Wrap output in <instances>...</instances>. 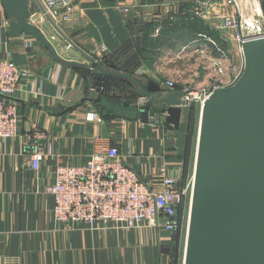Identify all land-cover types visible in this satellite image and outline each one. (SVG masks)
I'll list each match as a JSON object with an SVG mask.
<instances>
[{"label":"crops","instance_id":"crops-1","mask_svg":"<svg viewBox=\"0 0 264 264\" xmlns=\"http://www.w3.org/2000/svg\"><path fill=\"white\" fill-rule=\"evenodd\" d=\"M176 1L184 0H80L69 20L59 17L56 23L87 54L100 57L104 46L107 52L103 58L107 56L123 71L143 77L144 81L158 82L162 92L167 93L171 90L164 82L183 76L185 67L187 79L204 82L198 55H173V50L179 51L193 38L174 44L176 48L164 44L150 65L138 56L131 41L133 30L141 23L167 19ZM125 8L130 11L125 12ZM30 12L60 58L93 65L78 48H67L69 41L39 13L35 0H30ZM151 36L156 37L154 32ZM234 43L229 44L230 51L241 58ZM8 56L19 67L28 69L30 75L15 95L19 134L0 141V264H170L171 236L162 229H124L114 223L90 229L79 223H57L53 218L54 199L46 188L54 183L60 164H84L95 142L102 148L118 147L143 176L165 164L178 168V156L167 144L172 130L177 129H170L171 125L161 116L145 123L134 111L121 103L113 105L115 102L109 99H102L106 111H112V106L121 111L113 119L103 117L95 105L101 94L90 88L89 96L86 95L87 83L71 64L54 60L34 37L10 33L9 19L0 0V58ZM56 72L58 82L53 77ZM177 86L180 89L175 90L185 87L179 81ZM91 113L101 115L103 122L88 121ZM35 127L42 132L40 137H35ZM34 143L46 154L38 172L30 167Z\"/></svg>","mask_w":264,"mask_h":264},{"label":"water","instance_id":"water-1","mask_svg":"<svg viewBox=\"0 0 264 264\" xmlns=\"http://www.w3.org/2000/svg\"><path fill=\"white\" fill-rule=\"evenodd\" d=\"M1 3L12 35L32 36L54 60L78 65L60 58L49 37L31 20L30 0ZM46 19L95 63L83 65L95 71L99 79L118 77L138 89L139 98H146L138 106L143 122L161 116L180 129L184 109L189 105L186 90L163 93L154 80L143 81L104 67L72 42L51 17ZM243 55L245 66L239 80L232 86L214 89L201 110L183 264H264L263 33L246 37Z\"/></svg>","mask_w":264,"mask_h":264},{"label":"built area","instance_id":"built-area-1","mask_svg":"<svg viewBox=\"0 0 264 264\" xmlns=\"http://www.w3.org/2000/svg\"><path fill=\"white\" fill-rule=\"evenodd\" d=\"M38 1L35 0L39 13L45 18L51 17L56 22L59 17L69 20L80 0ZM187 2L189 8L181 12L183 16L188 15L186 18L191 21L219 20V28L226 32L222 39L227 41L231 38L236 42L241 55L234 64L232 53L224 50L220 42L206 34H199L176 52L175 57L178 58L189 53L208 58L207 72L202 73L205 83H191L182 89L188 92L187 108L197 100L202 110L214 89L232 86L241 77L245 66L243 44L251 34L244 32L247 20L244 19L238 0ZM224 6L233 9L225 12ZM59 9H63V12L58 13ZM124 10L129 12L130 8ZM178 12L179 5L172 4L169 11L171 20ZM161 20L163 19H160V22ZM254 21L262 23V28L257 33L264 35V14L256 15ZM161 29L162 26L158 25L154 35L158 36ZM72 47L74 45L68 42L67 48ZM99 52L101 56L97 61L102 60V55L107 49L103 46ZM29 75L30 71L19 67L10 56L0 58V141L12 139L19 134V112L15 95ZM53 77L58 82L59 72L54 73ZM210 79L212 83L207 85ZM177 83L175 78L164 82L171 91L175 90ZM145 101L144 97L138 98L137 106L143 105ZM87 120L103 122L98 113L89 114ZM122 121L124 124L127 122L126 119ZM33 133L35 137L42 135L37 128ZM45 157L44 149L34 143L31 147L30 167L36 172L40 171ZM181 176L180 167L172 168L166 164L159 166L153 174L143 176L128 163L126 156L121 155L118 147L102 148L95 142L91 155L84 164L57 166L54 183L46 188V192L54 199L53 218L57 223L68 226L79 223L90 229L103 228L108 223H114L124 229L160 228L171 236L177 226L178 207L187 195V188L191 189L192 199L194 176L186 188L181 186Z\"/></svg>","mask_w":264,"mask_h":264},{"label":"trees","instance_id":"trees-1","mask_svg":"<svg viewBox=\"0 0 264 264\" xmlns=\"http://www.w3.org/2000/svg\"><path fill=\"white\" fill-rule=\"evenodd\" d=\"M189 8V4L185 2H181L179 5V12L174 15V19L171 20L169 17L163 21H153L147 23H141V25L137 26V29L134 31V37L132 38V45L136 48L138 56L144 60V63L150 65L151 60L154 59L155 56L160 54V47L164 46V44L170 48H176L175 45L179 42H187L185 39L186 37H192L194 40L199 34H206L209 37L214 38L218 42L221 43L224 50L227 49V43L220 38V32L212 29L209 24L204 23L203 21L197 19L191 21L190 19L186 18L188 15L183 16L181 14L182 11L187 10ZM131 26L134 27V23L130 22ZM158 25L162 26L160 34L156 37H152V32L155 31ZM179 29H185L186 33L182 36H177V40H173L175 35L174 33L177 32ZM185 39V40H184ZM190 40V39H189ZM184 42V43H185ZM175 44V45H174ZM227 51V50H226ZM96 59L100 60L97 56L92 55ZM103 66L106 68H112L114 70H118L121 72L129 73L134 77L143 80V77L136 76L134 73L123 71L115 62H113L107 56L102 58L101 60ZM95 66V63H93ZM75 70L79 73L80 77L87 83L86 85V95L89 96V89L97 90L101 95L97 100H95L96 109L100 112L103 117L108 116L109 118L113 119L121 111L120 108H115L118 106H112V111H106L105 105L102 102V99H109L115 102V104H123L125 105L129 111H134L135 114L139 118H141V109L136 105V101L138 100L140 94L138 89L129 81L118 77H105L98 78L95 71L88 69L83 64L72 65ZM96 77V78H94ZM85 83V84H86ZM175 89H180V87L176 86ZM169 90V89H168ZM115 99V100H114ZM106 111V112H105ZM195 108L193 105L189 107V113L187 115V141H186V156L185 158H180L182 162L185 164V170L182 172L181 176V186L185 188L187 184L191 181V176L186 179L187 169L189 164V156H187L190 152V155L196 159V154L194 152V145H193V137L197 133V126L195 125ZM106 115V116H104ZM136 116V115H135ZM107 118V117H106ZM127 120V119H126ZM197 152V151H196ZM195 161V160H194ZM195 165V163H194ZM188 198L189 195L184 198L180 206L178 207V223L171 234V245L168 249V255L170 256V264H183L184 258V248H183V238L185 233L184 223L186 221V212L188 209Z\"/></svg>","mask_w":264,"mask_h":264},{"label":"rangeland","instance_id":"rangeland-1","mask_svg":"<svg viewBox=\"0 0 264 264\" xmlns=\"http://www.w3.org/2000/svg\"><path fill=\"white\" fill-rule=\"evenodd\" d=\"M183 2L188 3L187 0H184ZM238 3H239L240 8H241V10L243 12L244 19L247 20V21L248 20L253 21V18H255L256 15H258V14L259 15H263L264 14V0H238ZM175 4L180 5L181 2L178 3L176 1ZM232 9L233 8H231V7H226V6L223 7V10L225 12H227V10L231 11ZM195 20H197V19H195ZM199 20L203 21L206 24H209L212 27V29H214L216 31H219L221 39H222V36L226 34L224 29L219 28L220 24H219V22L216 19H211V20L199 19ZM42 26H44V24H42ZM184 33H186L185 29H179L177 32L174 33L175 35L172 36V37H174L173 40H177L178 41L177 36L180 37V36L184 35ZM225 43H227V45H228L226 50L231 53L230 48H229V44L234 43V41H232L231 38H230L227 41L225 40ZM176 52H177L176 49L173 50V55L174 56H177V55H175ZM232 55H233V61H234V64H235V63L238 62L239 58L236 55V53H233ZM207 63H208V58L204 57L203 55L200 56V60H199L200 72L206 74L207 66H208ZM189 65L190 64H188V66ZM183 72H184L183 76L176 77V80L179 81L180 83H182L184 86H189L195 80H194V78H192L191 80L187 79L188 67H185L183 69ZM211 83H212V81L210 79L207 82V85H209ZM193 85H194V87H197L196 84H193ZM137 102H138V100L136 101V104H137ZM191 105H193L194 108H195V111H194L195 112V125L197 126V133L195 134V137H193V139H194V141H193L194 152L196 154L197 146H198V135H199L201 106H200L199 101H197V100L194 101ZM188 113H189V108H185L184 109V117L182 118L183 122H182V125H181L180 129H178L176 131L172 130V136H171L170 140H168V143H167L168 144V148H170L169 150L174 151V153L177 154V156L182 158V159L185 158V156H186V148H188V146H186V141H187L186 137H187V134H188L187 133V121H188L187 115H188ZM169 128L171 129L172 126H170ZM187 156H189V164H188L189 166H188V169H187L188 171H187L186 179H188L189 176H191V180H192V178L194 176V169H195L194 163L196 162V159L193 158L190 155V152H189V155H188V151H187ZM178 162H179L178 164H179V166H180V168H181V170L183 172L185 170V164L180 159H178ZM186 187L187 186H185V188ZM188 195H189V198H188V209H187V212H186V215H185L186 216V221L184 223V228H185V233H184V238H183L184 253H185L187 231H188V225H189V219H190V204H191V189L190 188H187V195L186 196H188ZM183 263H184V260H183Z\"/></svg>","mask_w":264,"mask_h":264},{"label":"bare ground","instance_id":"bare-ground-1","mask_svg":"<svg viewBox=\"0 0 264 264\" xmlns=\"http://www.w3.org/2000/svg\"><path fill=\"white\" fill-rule=\"evenodd\" d=\"M262 23L261 22H255L254 18L253 21L248 20L244 26V32L249 33L251 35L256 34L257 31L261 30Z\"/></svg>","mask_w":264,"mask_h":264}]
</instances>
